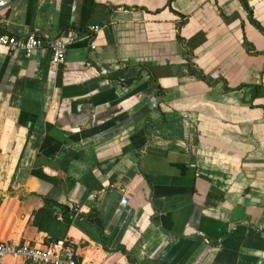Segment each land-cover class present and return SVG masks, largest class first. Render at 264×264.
Returning <instances> with one entry per match:
<instances>
[{
  "label": "crops",
  "instance_id": "1",
  "mask_svg": "<svg viewBox=\"0 0 264 264\" xmlns=\"http://www.w3.org/2000/svg\"><path fill=\"white\" fill-rule=\"evenodd\" d=\"M0 32L69 44L0 45V242L264 264V0H0Z\"/></svg>",
  "mask_w": 264,
  "mask_h": 264
},
{
  "label": "built area",
  "instance_id": "2",
  "mask_svg": "<svg viewBox=\"0 0 264 264\" xmlns=\"http://www.w3.org/2000/svg\"><path fill=\"white\" fill-rule=\"evenodd\" d=\"M0 45L9 51H24L30 55L38 49H48L55 64L62 63L67 56L68 41L62 37L45 38L30 32L14 35L0 32ZM60 217V215H59ZM7 256H23L32 264H83L72 244L58 240L45 246L31 243L0 242V260Z\"/></svg>",
  "mask_w": 264,
  "mask_h": 264
}]
</instances>
